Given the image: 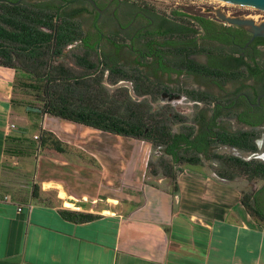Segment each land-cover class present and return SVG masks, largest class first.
<instances>
[{
  "label": "crops",
  "instance_id": "1",
  "mask_svg": "<svg viewBox=\"0 0 264 264\" xmlns=\"http://www.w3.org/2000/svg\"><path fill=\"white\" fill-rule=\"evenodd\" d=\"M14 78L0 67V264H264V223L231 181L200 165L183 168L175 191L162 176L147 181L146 161L139 182L121 187L122 207L71 209L42 180L48 152L59 153L36 138L55 133L51 116L11 105ZM62 209L100 218L75 223Z\"/></svg>",
  "mask_w": 264,
  "mask_h": 264
},
{
  "label": "trees",
  "instance_id": "2",
  "mask_svg": "<svg viewBox=\"0 0 264 264\" xmlns=\"http://www.w3.org/2000/svg\"><path fill=\"white\" fill-rule=\"evenodd\" d=\"M60 1L62 4L58 8H50L47 3L0 1V67L15 72L11 105L25 107L29 114L38 117L49 115L104 133L146 142L153 150H163L156 161L149 158L147 171L151 177L168 179L175 191L178 190V175L183 167L201 166L205 159L216 163L213 171L223 180L264 181V161L210 151L213 146L223 145L257 153L258 130L237 133L217 130L213 135L196 137V127L188 124L187 118L175 112L171 105H164L159 110L154 108V103L160 100L163 86L140 68L148 65L146 60L149 57L144 58L145 63L138 62V66L112 64L109 55L93 43L92 37L75 18V14L82 10L65 13V9L76 0ZM132 5L159 18L160 26L166 27L164 36L177 33L187 39L186 46L172 50L183 57L178 63L181 70L215 78L224 74L189 59L190 55L212 51L194 42L198 34H203L214 24L211 9L199 14L195 6H189L188 12L176 10L170 17L165 13L162 15L146 2ZM109 40L115 44L123 41L117 35L110 36ZM165 49V52H171L167 46ZM65 60H70L74 66ZM122 81L131 83L132 91L124 86L110 91L106 86V83L115 86ZM19 89L32 95L33 100L18 99ZM185 93L192 102H201L204 98L198 91L187 90ZM213 100L215 97L210 96L209 101ZM176 124H181V128L175 130ZM38 139L41 148L62 154L71 148L50 130L42 129ZM34 197H38L37 185ZM242 203L251 216L264 223V186L255 195L245 194ZM59 214L75 223L100 218L94 213L71 209H62Z\"/></svg>",
  "mask_w": 264,
  "mask_h": 264
},
{
  "label": "flooded vegetation",
  "instance_id": "3",
  "mask_svg": "<svg viewBox=\"0 0 264 264\" xmlns=\"http://www.w3.org/2000/svg\"><path fill=\"white\" fill-rule=\"evenodd\" d=\"M0 1L16 3L20 0ZM80 1L85 0H76L75 4ZM27 2L35 4L48 1L21 0L20 3ZM96 2L99 10L87 2L89 7L86 12L94 19L95 34L91 33V37L99 35L103 38L106 30L116 25L118 29L116 35L123 41L120 40L118 44L111 42L114 48L118 51L129 49L137 55L138 62L144 61L146 56L153 57L152 65L167 76V82L161 83L147 73L154 82L163 86L160 99L170 103L175 101L170 100L171 95H180L181 98L189 100L185 93L187 90L198 91L203 95L201 102H193L201 105V110L195 119L188 123L196 127V137L213 135L217 130L237 133L264 127V37H257L251 42L252 34L246 29L211 17L214 24L209 30H204L203 34H198L194 42L201 48L212 51L190 55L189 59L224 72L220 78H215L180 69L178 63L183 57L177 56L172 50L177 46H186L188 41L184 37H179L177 33L173 36H164L166 27L160 26L161 20L155 15H151L147 10L136 9L123 0ZM230 8L226 15L253 19L257 23L264 22V12L260 10L239 5H232ZM126 34L129 35L128 41L125 38ZM97 45L100 47L98 43ZM165 46L171 49V52H165L167 50ZM191 77L193 81L186 80ZM198 78L201 82L195 84ZM210 96L215 97V100L209 101ZM236 125H241L245 129L231 132V127ZM263 137L264 131L256 139L259 151L255 154L260 153L263 147Z\"/></svg>",
  "mask_w": 264,
  "mask_h": 264
},
{
  "label": "rangeland",
  "instance_id": "4",
  "mask_svg": "<svg viewBox=\"0 0 264 264\" xmlns=\"http://www.w3.org/2000/svg\"><path fill=\"white\" fill-rule=\"evenodd\" d=\"M47 5L50 8H58L61 6L60 0H47ZM132 3H148L150 7L157 10L162 15L173 17V11L179 10L188 12V7H182L167 3L158 2L155 0H123ZM27 4H30L27 2ZM89 4L85 1L73 4L65 9V13L70 14L76 9H81L80 13L75 14V18L81 22L84 31L91 36L94 30L93 17L88 15L86 9ZM199 14L205 11L197 10ZM212 17L218 18L214 13ZM117 26L113 25L106 30L105 37L99 35H92L94 42L98 43L102 52L109 55L112 64H124L126 66H138V57L129 49L117 50L109 40V36L118 33ZM126 40H129V35H125ZM77 45V44H76ZM75 46V45H74ZM152 58H147L146 67H140L144 72L148 73L154 80H159L161 83L167 82V76L161 71H158L156 66L152 65ZM70 65L74 64L70 60H65ZM141 62V61H140ZM145 63V60H144ZM150 63V64H149ZM187 81L194 79L186 78ZM195 81L199 84L200 78ZM110 91H114L119 86H124L132 91V85L129 82H120L118 85H110L106 83ZM133 94V93H132ZM16 97L18 99L33 100V96L28 92L17 91ZM170 104L174 111L182 114L187 118V123L193 121L197 113L201 110V105L194 104L193 102L181 98L173 102L167 100H158L154 103V108L159 110L162 106ZM49 128L54 129L55 134L66 143L71 145L68 153L59 154L54 151H49L47 155L48 162L43 173L42 180L51 187V193L57 194L60 191L63 194L64 202H73L71 209H77L81 202L87 206H93L95 210L111 209L112 205L122 207L123 196L127 195L122 193L121 187L126 185H133L139 182L145 170V163L151 157L156 161L163 153L159 150H153L151 145L134 140L131 138L115 136L109 133H104L99 130L88 128L86 126L65 122L49 117L46 121ZM181 128V124L175 125V130ZM231 132L245 129L241 125L231 127ZM263 133L264 127L256 129ZM264 140V137L262 138ZM213 153L218 154H232L241 156L248 159H257L264 161V143L263 147L258 154L242 152L228 146L216 145L210 149ZM94 158L96 160H91ZM216 163L213 160L205 159L204 164L200 168L207 171L214 172L213 166ZM185 167V166H184ZM183 167V168H184ZM149 177V178H148ZM156 178L151 177L148 173L147 181L155 183ZM237 187L242 197L245 194L255 195L264 186V181L253 182L244 178H237L231 181ZM127 188H125L126 190ZM53 191V192H52ZM74 199V200H73ZM77 203V204H76ZM68 207V206H66Z\"/></svg>",
  "mask_w": 264,
  "mask_h": 264
},
{
  "label": "water",
  "instance_id": "5",
  "mask_svg": "<svg viewBox=\"0 0 264 264\" xmlns=\"http://www.w3.org/2000/svg\"><path fill=\"white\" fill-rule=\"evenodd\" d=\"M89 2L92 6L99 10L97 2L95 0H85ZM162 3L189 7L195 6V9L208 12L211 9L210 13H214L222 21H225L229 25H236L241 28L246 29L252 34L251 42L257 37H264V22L257 23L253 19H246L240 17H231L226 15L227 10L232 7V5H239L254 8L264 12V0H155ZM21 0L13 4H20ZM224 11V12H223ZM230 12V11H229ZM166 96V95H165ZM181 99L180 95H171L170 100Z\"/></svg>",
  "mask_w": 264,
  "mask_h": 264
},
{
  "label": "built area",
  "instance_id": "6",
  "mask_svg": "<svg viewBox=\"0 0 264 264\" xmlns=\"http://www.w3.org/2000/svg\"><path fill=\"white\" fill-rule=\"evenodd\" d=\"M36 138H38V136ZM19 210L21 211V208H19Z\"/></svg>",
  "mask_w": 264,
  "mask_h": 264
}]
</instances>
